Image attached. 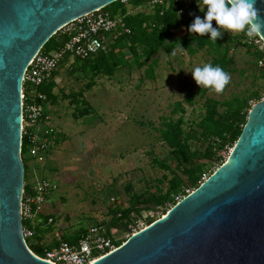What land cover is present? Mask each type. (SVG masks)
Segmentation results:
<instances>
[{
  "label": "rangeland",
  "instance_id": "1",
  "mask_svg": "<svg viewBox=\"0 0 264 264\" xmlns=\"http://www.w3.org/2000/svg\"><path fill=\"white\" fill-rule=\"evenodd\" d=\"M123 1L129 13L144 10L139 6L133 8L129 0ZM149 12L150 8L146 7L145 13ZM196 16L203 18L204 13ZM213 27H216L214 21ZM239 33L225 31L222 35ZM181 35L182 30L168 41L177 40ZM232 53L234 71L230 73L229 84L219 94L197 86L190 73L194 67L208 62V55L203 51L194 56L178 48L169 55L160 51L152 63V58L145 63L140 59V66L126 52L123 53L125 62L117 64L111 76L102 72L94 75L89 70L69 71L70 65L74 67L71 59L59 65L53 89L57 103L51 106L43 103L59 140L56 138L50 143L43 163L27 153L23 158L26 181L32 179L34 171L56 185L45 201V212L53 221L41 234V245L53 246L54 241L65 235L105 221L109 206L125 208L130 196L153 193L166 185L168 172L153 162L162 160L174 166L168 148L159 137L161 122L181 116L186 130L199 121L206 97L225 99L248 86L253 73L258 76L251 57L243 49L233 47ZM147 67H151V77L145 76ZM241 69L242 75L238 73ZM256 80L254 84L264 85L263 80ZM188 94L192 95L190 102L185 98ZM234 144L218 151L216 156L222 162L212 163L213 171L227 161ZM209 170L212 168L206 169ZM159 211L160 208L158 213L140 211L136 226L142 229L147 226L146 218L153 221L160 218ZM113 235L123 240L128 234L115 229Z\"/></svg>",
  "mask_w": 264,
  "mask_h": 264
},
{
  "label": "water",
  "instance_id": "2",
  "mask_svg": "<svg viewBox=\"0 0 264 264\" xmlns=\"http://www.w3.org/2000/svg\"><path fill=\"white\" fill-rule=\"evenodd\" d=\"M118 0H0V264H51L21 235V77L63 25ZM264 19V0H256ZM264 43V30L256 33ZM224 163L91 264H264V98Z\"/></svg>",
  "mask_w": 264,
  "mask_h": 264
},
{
  "label": "trees",
  "instance_id": "3",
  "mask_svg": "<svg viewBox=\"0 0 264 264\" xmlns=\"http://www.w3.org/2000/svg\"><path fill=\"white\" fill-rule=\"evenodd\" d=\"M152 1L129 0L128 2L133 8L136 6L144 8V10L133 14L128 12L129 9L123 0L112 2L100 8V11L106 12L112 17L122 18L125 25L130 29V34L121 35L108 41L106 48L91 57L84 59L73 58L74 67L70 65L69 71L72 69L78 71L89 70L94 75L102 72L111 76L117 64L125 62L123 53L127 52L131 61L140 66L141 64L138 63L140 59H143V63H145V61L152 58V63L154 61L153 57L160 51L169 55L174 48L179 49L181 46L184 48L183 51L189 56H194L200 51L205 52L209 58L206 63L214 66L219 65L230 74L234 71L235 64L232 50L233 47L237 46L251 57V65L257 70L258 76L255 77V73H253L248 86L231 93L225 99L218 100L206 97L202 103L203 113L199 121L186 130L182 127L181 116L176 120L164 119L161 122L158 130L159 137L168 148L169 158L174 163V166L167 162H162V160L158 161L155 159L153 162L166 170L170 177L166 179V185L158 187L156 192L130 196L125 208L118 205L109 206L106 210L107 219L98 223L106 227L108 231L111 229L125 230L126 226L137 219L139 212L144 209L158 213L160 208L159 215H163L175 205L177 199L196 189L203 182L201 181L202 174L209 176L213 172L215 165L212 163L222 162L221 158L216 156L217 152L226 146L234 144L238 139L247 120V114L251 109L252 102H258L264 96V85L260 87L254 84L256 79L264 81V68L257 67V61L261 58V51L257 46L253 45L252 40L250 41V39L257 38L256 34L252 36H247L245 33L231 36L222 35L221 38L213 43L207 34L200 36L188 31V27L196 15L203 13L204 9L200 0H189L187 2L155 0L154 3ZM200 6L202 9H200ZM146 7L150 8L149 13H145ZM178 13L179 18L176 19ZM180 30H182V35L179 39L168 41L174 33ZM65 40L66 36L64 34L56 32L45 42L42 50L45 52L55 50ZM68 61V55H64L60 65L68 63ZM91 61H95V63L91 64ZM150 70L151 67L145 69V76L151 77L152 72ZM243 72L244 70L241 69L238 73L242 75ZM56 74L57 70L54 71L50 81L39 87V90L47 98L48 106L57 103L56 95L53 93V89L56 86L54 82ZM185 98L190 102L192 95L188 94ZM176 107H178V104H176ZM79 112L81 113V111ZM54 134L51 142L57 138V133ZM26 147V140L22 137V163ZM202 160H206V162H201ZM23 167L24 192H26L29 191V181L25 180L26 168L24 163ZM209 167L212 170L206 171ZM117 214L120 215L117 216ZM39 217L41 223L35 227V235L28 245L30 251L37 257H40L43 249L48 246L41 245V234L48 230L47 228L50 225H43L46 224L47 220L45 214L42 213ZM145 222L146 225H149L153 220L146 218ZM83 232H85V229L81 228L72 235L61 237V240L73 243ZM125 241L126 239L119 240L116 244L119 246Z\"/></svg>",
  "mask_w": 264,
  "mask_h": 264
},
{
  "label": "built area",
  "instance_id": "4",
  "mask_svg": "<svg viewBox=\"0 0 264 264\" xmlns=\"http://www.w3.org/2000/svg\"><path fill=\"white\" fill-rule=\"evenodd\" d=\"M173 1L187 2L189 0ZM152 2L154 3L155 0ZM57 32L66 36L64 43L49 52L43 51L41 47L27 63L21 77V140L22 137L26 140L28 156L40 163L44 162V155L50 147L55 132L50 124V116L44 112L43 103H48L47 98L39 90V87L50 81L64 55H68L71 60L76 57L80 59L91 57L106 48L108 41L121 35L130 34V29L122 18L112 17L98 9L75 18L63 25ZM251 40L253 45L261 51L257 67L264 68V43L259 36ZM32 176L28 183L29 191L24 192L23 182L19 201L21 235L27 248L34 236L30 225L38 215L45 212L46 198L50 192L56 189L55 183L44 176L38 175L34 171H32ZM207 177L208 175L202 174L201 181ZM179 200L177 199V201ZM119 215L117 214V216ZM51 222L52 219L47 218V224ZM137 222L135 219L126 226L127 238L140 230L136 226ZM113 231L115 229L108 231L101 224L93 225L81 233L75 243L69 244L59 240L55 245L45 247L38 258L51 264H91L117 247L116 242L119 240L115 238Z\"/></svg>",
  "mask_w": 264,
  "mask_h": 264
},
{
  "label": "clouds",
  "instance_id": "5",
  "mask_svg": "<svg viewBox=\"0 0 264 264\" xmlns=\"http://www.w3.org/2000/svg\"><path fill=\"white\" fill-rule=\"evenodd\" d=\"M204 16H196L188 27L190 33L208 35L213 43L221 38L223 32H240L249 36L264 30L256 0H200ZM179 18V13L176 19ZM213 21L216 27H213ZM183 51L181 46L178 49ZM197 86L222 93L230 82V74L219 65L205 63L191 70Z\"/></svg>",
  "mask_w": 264,
  "mask_h": 264
},
{
  "label": "crops",
  "instance_id": "6",
  "mask_svg": "<svg viewBox=\"0 0 264 264\" xmlns=\"http://www.w3.org/2000/svg\"><path fill=\"white\" fill-rule=\"evenodd\" d=\"M73 116H74V115H73ZM52 121H53V120H52ZM57 135H58V133H57ZM58 140H59V137L57 136V142H58ZM57 142H56V143H57ZM43 214H45V215L47 216V218L50 217V218L52 219V217L49 216L46 212H44ZM52 221H53V220H52ZM39 223H41V220H40V217H39V215H38V216H37V219L32 223V225H30L31 229H32L33 232H34V235H35V231H34V229H35L36 226H38ZM51 223H52V222H51ZM51 223H49V224H51ZM49 224H47V220H46V224H43V225L46 226V225H49ZM78 238H79V236H78ZM78 238H77V239H78ZM59 240H61V239H58L57 242H58ZM62 241H63V240H62ZM76 241H77V240H76ZM76 241H75V242H76ZM54 242H55V241H54ZM57 242H56V243H57ZM75 242H74V243H75ZM56 243H55V244H56ZM55 244H53V245H55ZM47 247H51V246H47Z\"/></svg>",
  "mask_w": 264,
  "mask_h": 264
},
{
  "label": "bare ground",
  "instance_id": "7",
  "mask_svg": "<svg viewBox=\"0 0 264 264\" xmlns=\"http://www.w3.org/2000/svg\"><path fill=\"white\" fill-rule=\"evenodd\" d=\"M226 160H227V161H225V164H226V163H228V161H229V158H227Z\"/></svg>",
  "mask_w": 264,
  "mask_h": 264
}]
</instances>
